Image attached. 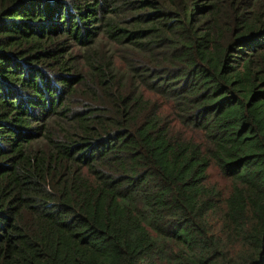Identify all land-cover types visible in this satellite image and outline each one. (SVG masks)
<instances>
[{
  "label": "trees",
  "instance_id": "1",
  "mask_svg": "<svg viewBox=\"0 0 264 264\" xmlns=\"http://www.w3.org/2000/svg\"><path fill=\"white\" fill-rule=\"evenodd\" d=\"M0 264H264V0H0Z\"/></svg>",
  "mask_w": 264,
  "mask_h": 264
},
{
  "label": "rangeland",
  "instance_id": "2",
  "mask_svg": "<svg viewBox=\"0 0 264 264\" xmlns=\"http://www.w3.org/2000/svg\"><path fill=\"white\" fill-rule=\"evenodd\" d=\"M105 50H108V47H105ZM208 181L210 184H216L218 188L225 194L230 188V180L222 176L215 166H211L208 169Z\"/></svg>",
  "mask_w": 264,
  "mask_h": 264
}]
</instances>
